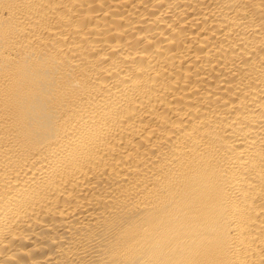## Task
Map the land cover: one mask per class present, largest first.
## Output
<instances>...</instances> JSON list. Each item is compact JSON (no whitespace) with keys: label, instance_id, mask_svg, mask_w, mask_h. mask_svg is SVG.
Segmentation results:
<instances>
[{"label":"bare ground","instance_id":"6f19581e","mask_svg":"<svg viewBox=\"0 0 264 264\" xmlns=\"http://www.w3.org/2000/svg\"><path fill=\"white\" fill-rule=\"evenodd\" d=\"M0 264H264V0H0Z\"/></svg>","mask_w":264,"mask_h":264}]
</instances>
